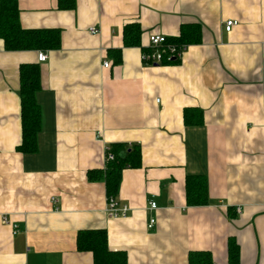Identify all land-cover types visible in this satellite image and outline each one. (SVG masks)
I'll list each match as a JSON object with an SVG mask.
<instances>
[{
	"label": "crops",
	"instance_id": "crops-1",
	"mask_svg": "<svg viewBox=\"0 0 264 264\" xmlns=\"http://www.w3.org/2000/svg\"><path fill=\"white\" fill-rule=\"evenodd\" d=\"M17 2L22 27L57 28L61 38L45 61L0 40V264H93L76 239L96 228L127 264H188L199 250L230 264L229 238L238 264H264V0ZM227 19L237 21L230 31ZM132 22L141 44L126 47ZM192 22L201 42L177 62L144 65L150 34L174 37ZM31 62L42 125L27 154L16 149L18 67ZM184 107L201 109L202 122L184 124ZM112 143L140 145L141 164L123 168L114 198L129 209L109 218L104 181L87 172L105 167ZM187 175L205 177L207 204H187Z\"/></svg>",
	"mask_w": 264,
	"mask_h": 264
},
{
	"label": "trees",
	"instance_id": "trees-1",
	"mask_svg": "<svg viewBox=\"0 0 264 264\" xmlns=\"http://www.w3.org/2000/svg\"><path fill=\"white\" fill-rule=\"evenodd\" d=\"M62 9L74 8L76 0H57ZM17 0H0V40L6 50H55L60 48L61 30L57 28H24L18 17ZM177 36L167 37V43L187 44L201 42V26L198 23L180 25ZM142 29L137 22L123 26L122 42L126 47L139 46ZM142 51H145L144 49ZM117 52V51H115ZM164 59V62H177L178 59ZM119 60V58L117 59ZM164 62L162 64H164ZM19 75V105L21 120V140L16 146L17 151L34 154L38 151L37 136L41 129V107L36 99L40 90V67L37 63H21ZM184 124H200L203 114L198 107H184ZM113 158L106 160L103 169L88 170L90 180L102 179L105 184L107 198L116 197L122 178L121 172L125 167L137 168L141 164L140 145L127 143H112L107 154ZM185 201L190 206L207 204V187L203 175H187L185 179ZM228 260L230 264H238L239 247L232 238L227 242ZM76 249L92 253L93 264H127L124 251L109 249L107 234L104 228L81 229L77 232ZM188 264H213L208 251H189Z\"/></svg>",
	"mask_w": 264,
	"mask_h": 264
},
{
	"label": "built area",
	"instance_id": "built-area-1",
	"mask_svg": "<svg viewBox=\"0 0 264 264\" xmlns=\"http://www.w3.org/2000/svg\"><path fill=\"white\" fill-rule=\"evenodd\" d=\"M237 21L233 19H227L224 21V26L226 31H230L234 26H236ZM89 32L92 34H96L99 32L95 26L89 27ZM148 48L145 51L141 52L142 62L144 65H153V64H162L164 59H176L181 57L183 52L187 49V44H173L167 43L165 35H158V34H150L148 36ZM46 53L38 52L37 53V60L38 61H45ZM104 67L109 65L107 60L103 63ZM264 112V108H263ZM113 154L109 153L106 156V160L112 159ZM55 202V199H52ZM149 208L154 210L156 208V203L154 201H149ZM105 212L107 216L110 217H123L124 214L128 211V206L126 204L121 205L119 201L114 197L107 198ZM241 208L239 206L236 207V212H240ZM3 223L8 222L5 217L1 218ZM155 218H150L147 224V228H152L154 225ZM16 224H13V229L16 230Z\"/></svg>",
	"mask_w": 264,
	"mask_h": 264
}]
</instances>
